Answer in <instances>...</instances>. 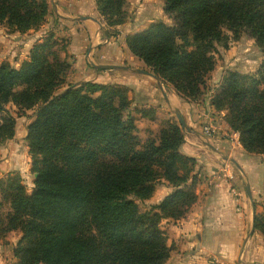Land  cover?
Wrapping results in <instances>:
<instances>
[{"label":"trees","instance_id":"obj_1","mask_svg":"<svg viewBox=\"0 0 264 264\" xmlns=\"http://www.w3.org/2000/svg\"><path fill=\"white\" fill-rule=\"evenodd\" d=\"M95 2L108 26L125 23L126 0ZM163 2L173 24L153 23L127 37L126 47L185 100L205 91L217 46L227 49L247 33L264 51V0ZM48 11L47 0H0V23L25 34ZM54 45L35 44L20 69L0 65V144L14 139L17 118L37 109L26 137L34 189L28 195L19 179L1 189L11 207L5 231L22 234L16 264H166L171 248L161 223L185 218L197 201L196 161L181 152V128L167 123L157 139L142 142L127 90L95 83L63 89L68 65ZM212 105L228 113L247 154H264V66L257 76L230 73ZM161 180L173 192L141 213L136 202L149 200ZM254 230L264 239V214L256 213Z\"/></svg>","mask_w":264,"mask_h":264},{"label":"crops","instance_id":"obj_2","mask_svg":"<svg viewBox=\"0 0 264 264\" xmlns=\"http://www.w3.org/2000/svg\"><path fill=\"white\" fill-rule=\"evenodd\" d=\"M57 18L67 28L62 32L69 38L63 57L72 59L71 83L98 80L102 77L97 67H113L104 70L112 73L111 84L129 88L138 109L154 107L159 113H179L187 127L181 152L196 161L197 201L185 218L161 223L172 249L166 264H264V239L254 230L256 201L264 192V165L261 158L245 152L238 134L224 121L225 114L216 112L210 103L185 100L171 85L153 79L140 69L143 63L126 45L123 54H112L110 42L99 51L107 39L95 0H51L48 21ZM37 41L0 32V64L20 69ZM89 42L94 48L85 53ZM89 66L93 71H88ZM145 123L144 119L139 121ZM209 123L216 129L210 137L202 130ZM172 192L162 182L144 203L158 205Z\"/></svg>","mask_w":264,"mask_h":264},{"label":"rangeland","instance_id":"obj_3","mask_svg":"<svg viewBox=\"0 0 264 264\" xmlns=\"http://www.w3.org/2000/svg\"><path fill=\"white\" fill-rule=\"evenodd\" d=\"M50 1L51 0H47L49 7L48 14L45 17L44 22L39 27L32 29L31 31L25 34H13H20L22 36L25 35L28 38L33 37L35 39H38L39 41L35 42V44L44 43L47 40H50L52 44L55 43L52 49L53 52H56L60 60L64 61L65 64L68 65V70L66 73L67 78L62 88L64 89L68 85H80L84 83L120 86L128 92L127 97L130 101V109L128 113L135 121L137 135L142 142H145L148 139H157L159 131L165 125H167V123H174L181 128L185 143V134L187 133V127L185 126L183 128L180 125L176 116L177 113H159L154 107L138 109L137 102H134L133 100L131 101L130 99L131 94L129 88L119 83L111 84V77L109 76V74L112 73L110 71L98 70L102 77H99L98 80L95 77L87 80L86 82H84L83 80V82L81 83H71L69 79L70 77H72L71 72H73L72 59L70 60L68 55L66 56V58L63 57L69 45V38L67 37V35L63 34L67 28L65 25H63V23L59 24L58 18L55 20L48 21V16L50 12ZM163 9V0H126V6L124 7V10L126 12V21L123 25L116 27L108 26L107 22L100 16L98 12L100 16V22L103 25V34L105 36V39H107V42L104 43L103 46H99V51L102 50L101 48L105 47L108 42H110L114 47L112 54H114L115 51L119 52L120 54H123L122 51L124 50V45H126V38L133 34L141 32L142 30H144L142 28L147 26L149 23V25H151L153 23L163 22L167 25H172L173 22L164 13ZM0 32H4L10 35L9 28L7 27L6 23H0ZM89 47L93 49L94 44L91 42L87 43V45L85 46V53L88 52ZM214 57L215 68L207 77V87L205 91L200 97L192 100L191 102H207V104L210 103V105H212V99L214 95L221 90L224 81L226 80V78H228L230 73H238L242 76H257L259 70L264 66V51L247 33H244L238 41H230L227 49H224L221 46H217V53ZM143 65L140 68L143 72L151 76L153 79L161 82L157 77L153 75V73H151V71L145 65ZM88 71H93V67L89 66ZM99 81L102 83H99ZM8 110L11 116H17L18 111L12 104H9ZM36 110L37 109L27 111L23 116L17 118L16 133L14 139L0 144V264H16L18 262L14 256V251L17 248L18 242L21 240L22 234L19 230L11 232L5 231V226L8 220L7 216L10 213L11 207L8 201L2 199L1 189L6 187L8 182L12 179H19L21 185L25 188V191L28 195H30L34 189L35 175L31 171L32 157L29 153L28 142L26 140V137L27 128L33 122L36 115ZM216 112L219 111L216 110ZM219 113L225 114L224 121L227 123L226 116L228 113L226 111H222ZM141 119L146 120L148 123L139 124V121ZM235 133L238 134L240 138V134L237 132ZM252 156L261 158V161L264 165V154ZM162 182L166 181L161 180L156 185L155 192L156 188L158 186H161ZM166 184L168 185L167 182ZM168 187L171 188L169 185ZM144 202L145 201L136 202L141 213L149 212L154 207L160 204L159 203L158 205H149ZM256 210L257 213L264 214V192L259 196V198H257Z\"/></svg>","mask_w":264,"mask_h":264},{"label":"built area","instance_id":"obj_4","mask_svg":"<svg viewBox=\"0 0 264 264\" xmlns=\"http://www.w3.org/2000/svg\"><path fill=\"white\" fill-rule=\"evenodd\" d=\"M203 133L206 135V136H212L213 134H215L216 132V129H215V126L213 123H209L205 126H203Z\"/></svg>","mask_w":264,"mask_h":264},{"label":"water","instance_id":"obj_5","mask_svg":"<svg viewBox=\"0 0 264 264\" xmlns=\"http://www.w3.org/2000/svg\"><path fill=\"white\" fill-rule=\"evenodd\" d=\"M112 68L113 67H103V66H99L96 69L97 70H101V69H112ZM176 116H177V119H178L180 125L184 128L185 127V124H184V121H183L181 115L179 113H177Z\"/></svg>","mask_w":264,"mask_h":264}]
</instances>
